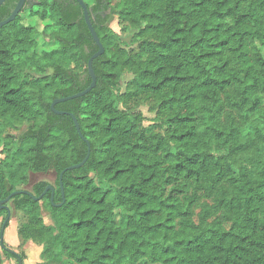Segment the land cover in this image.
Returning <instances> with one entry per match:
<instances>
[{
	"label": "trees",
	"instance_id": "16d2710c",
	"mask_svg": "<svg viewBox=\"0 0 264 264\" xmlns=\"http://www.w3.org/2000/svg\"><path fill=\"white\" fill-rule=\"evenodd\" d=\"M83 2L104 52L95 87L55 105L91 146L63 173L61 205L59 174L87 145L51 102L91 83L98 46L76 0L0 27V200L30 172L57 174L53 202L32 197L46 181L8 202L26 217L20 241L42 246L40 264H264V0ZM1 249L0 264L18 261Z\"/></svg>",
	"mask_w": 264,
	"mask_h": 264
},
{
	"label": "rangeland",
	"instance_id": "374dc122",
	"mask_svg": "<svg viewBox=\"0 0 264 264\" xmlns=\"http://www.w3.org/2000/svg\"><path fill=\"white\" fill-rule=\"evenodd\" d=\"M29 20L23 19V23H28ZM110 27L121 34L120 26L118 24V20L116 16H112V19L110 21ZM39 29H41V26H39ZM132 77L130 73H125L124 76L121 79L120 82V89L124 90L126 82ZM139 110H141L145 116V120L143 122V125L148 126L152 124L153 117L155 116L153 112H151L146 105H141L138 107ZM27 127L26 123H23L19 125L18 129L16 130H8L7 133L10 135L17 136L20 132H22ZM3 156L0 148V158ZM57 174L55 170L51 169L47 172H30L27 177V182L19 188L31 190V187L34 183L38 181H46L49 184H54L56 180ZM8 206L11 210V216L9 218V221L7 223V226L4 230V244L8 248L14 250L17 255H22V264H40L42 262V259L40 257V253L42 250V246L39 245L36 242H33L31 240H28L25 243H22L20 241V238L18 236V226L21 222L26 220L25 214L21 210H15L10 207V203H8ZM6 217V214L0 216V228L2 226V223ZM41 217L45 224H52V220L50 219L49 213L45 210L41 211ZM1 249V248H0ZM2 250V249H1ZM3 264H18V261L16 258H7L3 255Z\"/></svg>",
	"mask_w": 264,
	"mask_h": 264
},
{
	"label": "water",
	"instance_id": "95a60500",
	"mask_svg": "<svg viewBox=\"0 0 264 264\" xmlns=\"http://www.w3.org/2000/svg\"><path fill=\"white\" fill-rule=\"evenodd\" d=\"M5 0H0V5L4 2ZM26 0H18L15 7L13 8V10L11 11V13L9 14L8 17H6L5 19L3 20H0V27L13 21L16 16L20 13V11L22 10L23 6H24V3H25ZM79 5L81 6L82 10H83V15H84V19H85V22L87 24V27L92 35V38L93 40L95 41V43L97 44L98 46V50L93 53L90 58L88 59L87 61V70H88V73L91 77V83L83 90L75 93V94H72V95H69V96H66V97H61V98H55L52 102H51V109L57 113V114H68L71 116L74 124H75V127H76V130L79 134V136L85 141L86 145H87V153H86V156L83 158L82 161H80L79 163L77 164H72L68 167H66L64 170H62L59 174V184H60V188H61V193H62V197H63V200L62 202H60L59 204L57 205H61L63 202H64V193H63V186H62V176H63V173L66 171V170H71V169H76V168H79L81 166L84 165V163L87 161L89 155H90V152H91V146H90V143L89 141L82 135L81 131H80V127H79V123H78V120L77 118L75 117V115H73L72 113L70 112H63V111H58L55 109V105L59 102H62V101H65V100H69V99H73V98H77V97H80V96H83L87 93H89L96 85V75H95V72H94V69H93V66H92V62H93V59L96 58L97 56L103 54L104 52V47L93 27V24L91 22V17H90V14H89V9L87 8L86 4L83 2V0H76ZM51 191V201L53 202V193H54V188L52 185L48 184L45 189L43 190V192L39 195V196H33V199L35 200H40L43 195L47 192V191ZM20 193H27V194H30L31 195V192L29 190H26V189H18V190H14L13 192H11L10 194H8L5 198L1 199L0 200V211L2 209H5L7 211L6 213V218L4 219L3 223H2V226L0 228V246L1 248L5 249L6 251L12 253V254H16V252L8 247L5 246L4 244V230L6 228V224L8 223L9 221V218L11 216V210L9 208V206L7 205V203L10 201V199L16 195V194H20ZM17 255V254H16ZM17 258H18V264H22V259L17 255Z\"/></svg>",
	"mask_w": 264,
	"mask_h": 264
},
{
	"label": "flooded vegetation",
	"instance_id": "af4514ba",
	"mask_svg": "<svg viewBox=\"0 0 264 264\" xmlns=\"http://www.w3.org/2000/svg\"><path fill=\"white\" fill-rule=\"evenodd\" d=\"M5 1H6V0H5ZM5 1H4V2H5ZM4 2H3V3H4ZM39 2H40V0H26L25 3H24L23 8L26 7V6H32V5L37 4V3H39ZM3 3H2V4H3ZM21 11H22V10H21ZM21 11H20V12H21ZM6 247H7V246H6Z\"/></svg>",
	"mask_w": 264,
	"mask_h": 264
}]
</instances>
